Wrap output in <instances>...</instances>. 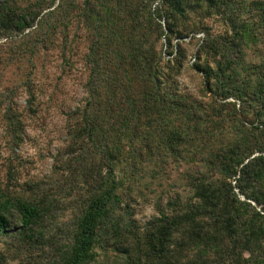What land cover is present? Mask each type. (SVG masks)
Returning <instances> with one entry per match:
<instances>
[{
	"label": "trees",
	"instance_id": "obj_1",
	"mask_svg": "<svg viewBox=\"0 0 264 264\" xmlns=\"http://www.w3.org/2000/svg\"><path fill=\"white\" fill-rule=\"evenodd\" d=\"M75 24L85 97L67 113L49 177L17 191L0 176V264H41L48 246L54 264H99L109 249L127 264H264V0H0V42L14 47L8 63L26 62L18 89L30 111L34 60L58 48L70 64ZM198 34L191 68L210 103L180 92L185 40ZM15 97L0 94L13 140L24 130ZM170 161L188 165L191 195L170 198L142 230L132 182ZM67 210L71 224L53 233Z\"/></svg>",
	"mask_w": 264,
	"mask_h": 264
},
{
	"label": "rangeland",
	"instance_id": "obj_2",
	"mask_svg": "<svg viewBox=\"0 0 264 264\" xmlns=\"http://www.w3.org/2000/svg\"><path fill=\"white\" fill-rule=\"evenodd\" d=\"M25 2V1H24ZM216 35L225 34V26L218 18L209 21ZM77 25L70 28L69 41L77 45L76 52H69L65 63L58 48L43 50L39 53L35 62L33 77L36 100L34 111L26 107V93L19 88L21 74L24 72L25 61L21 63L19 71L16 64H10L6 59L14 50L13 45L1 41L0 46V94L11 90L16 97L15 105L21 116L23 132L20 139H11L6 131L4 111L0 114V176L4 186L20 191L29 182H37L49 177L53 170L54 157L62 151L67 143V113L76 108L85 97L84 84L86 71L83 55L87 48L85 33H79L74 37ZM204 34H198L193 41L186 39L188 48V61L185 69L179 76L180 92L193 98L211 102L203 88V78L191 68L194 62V54L198 48L199 39ZM61 39L58 43H61ZM248 60H253V54H249ZM22 71V72H21ZM251 116V115H250ZM153 166L148 165L145 170L136 173L132 183L136 189L131 200V212L133 220L142 230L150 222L159 216L158 209H164L170 198L175 199L181 194L183 199L191 195L186 187L185 171L188 165H180L169 162L162 165L161 172L154 177ZM131 179H128L130 181ZM244 199V198H242ZM255 204V203H253ZM70 211L62 212L54 221L53 233L68 223ZM6 245H0V250H5ZM56 251L50 246L42 252L41 264H54ZM99 264H127L126 255L114 250H98ZM50 259V262L47 261ZM8 264H26L22 261H9ZM30 264H36L32 261Z\"/></svg>",
	"mask_w": 264,
	"mask_h": 264
}]
</instances>
